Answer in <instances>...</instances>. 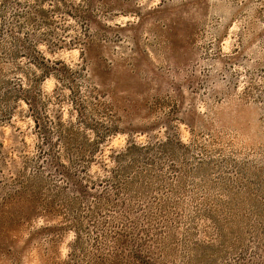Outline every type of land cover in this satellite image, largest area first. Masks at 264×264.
I'll return each mask as SVG.
<instances>
[{"label":"rangeland","instance_id":"374dc122","mask_svg":"<svg viewBox=\"0 0 264 264\" xmlns=\"http://www.w3.org/2000/svg\"><path fill=\"white\" fill-rule=\"evenodd\" d=\"M0 264H264V0H0Z\"/></svg>","mask_w":264,"mask_h":264}]
</instances>
